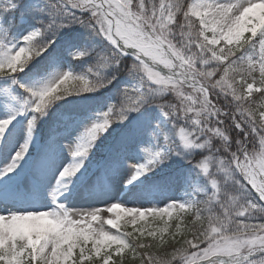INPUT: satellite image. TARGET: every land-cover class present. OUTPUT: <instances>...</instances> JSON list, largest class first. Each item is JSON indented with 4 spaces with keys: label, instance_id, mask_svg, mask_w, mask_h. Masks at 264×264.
I'll return each instance as SVG.
<instances>
[{
    "label": "snow or ice",
    "instance_id": "snow-or-ice-1",
    "mask_svg": "<svg viewBox=\"0 0 264 264\" xmlns=\"http://www.w3.org/2000/svg\"><path fill=\"white\" fill-rule=\"evenodd\" d=\"M0 264H264V0H0Z\"/></svg>",
    "mask_w": 264,
    "mask_h": 264
},
{
    "label": "rangeland",
    "instance_id": "rangeland-1",
    "mask_svg": "<svg viewBox=\"0 0 264 264\" xmlns=\"http://www.w3.org/2000/svg\"><path fill=\"white\" fill-rule=\"evenodd\" d=\"M150 219H151V218H149V220H150ZM140 223H141V224H144V225L146 224V222H144V221H141Z\"/></svg>",
    "mask_w": 264,
    "mask_h": 264
},
{
    "label": "trees",
    "instance_id": "trees-1",
    "mask_svg": "<svg viewBox=\"0 0 264 264\" xmlns=\"http://www.w3.org/2000/svg\"><path fill=\"white\" fill-rule=\"evenodd\" d=\"M149 221H151V219ZM145 226H147V224H145Z\"/></svg>",
    "mask_w": 264,
    "mask_h": 264
}]
</instances>
